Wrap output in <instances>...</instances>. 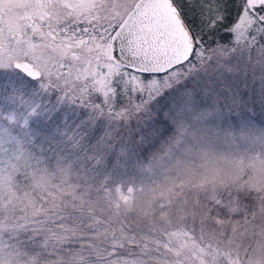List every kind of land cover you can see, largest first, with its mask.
<instances>
[{"label": "snow or ice", "instance_id": "1", "mask_svg": "<svg viewBox=\"0 0 264 264\" xmlns=\"http://www.w3.org/2000/svg\"><path fill=\"white\" fill-rule=\"evenodd\" d=\"M0 264H264V0H0Z\"/></svg>", "mask_w": 264, "mask_h": 264}]
</instances>
